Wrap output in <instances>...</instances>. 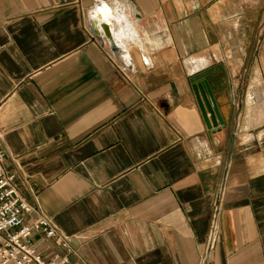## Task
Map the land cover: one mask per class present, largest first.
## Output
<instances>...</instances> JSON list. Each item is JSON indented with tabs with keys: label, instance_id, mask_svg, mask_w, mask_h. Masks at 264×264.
Masks as SVG:
<instances>
[{
	"label": "crops",
	"instance_id": "1",
	"mask_svg": "<svg viewBox=\"0 0 264 264\" xmlns=\"http://www.w3.org/2000/svg\"><path fill=\"white\" fill-rule=\"evenodd\" d=\"M0 134L47 264H264V0H0Z\"/></svg>",
	"mask_w": 264,
	"mask_h": 264
},
{
	"label": "built area",
	"instance_id": "2",
	"mask_svg": "<svg viewBox=\"0 0 264 264\" xmlns=\"http://www.w3.org/2000/svg\"><path fill=\"white\" fill-rule=\"evenodd\" d=\"M6 157L0 134V264H47L38 248L29 240L34 234L46 240L56 238L58 229L43 215L28 220L35 208L19 193L15 176L5 172ZM217 213L215 209L208 235L207 246L210 250L217 242ZM58 244L67 252L72 250L66 237L58 238ZM62 262L67 263L68 259L64 257Z\"/></svg>",
	"mask_w": 264,
	"mask_h": 264
},
{
	"label": "water",
	"instance_id": "3",
	"mask_svg": "<svg viewBox=\"0 0 264 264\" xmlns=\"http://www.w3.org/2000/svg\"><path fill=\"white\" fill-rule=\"evenodd\" d=\"M108 10L109 8H107L106 5H102V7H97L96 12L97 18L101 22L100 26L104 35L111 40V13L108 19L104 17V11L108 12ZM212 73V70L198 73L190 78V83L192 84L197 103L208 130L217 131L220 130L221 127H224L225 123L216 103L215 91L217 90V81L212 78Z\"/></svg>",
	"mask_w": 264,
	"mask_h": 264
},
{
	"label": "bare ground",
	"instance_id": "4",
	"mask_svg": "<svg viewBox=\"0 0 264 264\" xmlns=\"http://www.w3.org/2000/svg\"><path fill=\"white\" fill-rule=\"evenodd\" d=\"M108 13V14H107ZM110 10H108V12L106 11H104V17H106L107 19L110 17L109 15H110Z\"/></svg>",
	"mask_w": 264,
	"mask_h": 264
}]
</instances>
